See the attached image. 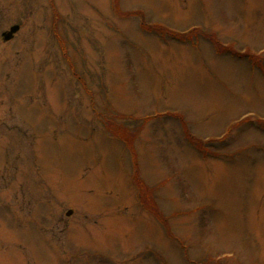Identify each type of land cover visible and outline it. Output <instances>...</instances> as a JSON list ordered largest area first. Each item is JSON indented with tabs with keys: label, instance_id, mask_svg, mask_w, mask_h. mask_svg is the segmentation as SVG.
I'll return each instance as SVG.
<instances>
[{
	"label": "rangeland",
	"instance_id": "rangeland-1",
	"mask_svg": "<svg viewBox=\"0 0 264 264\" xmlns=\"http://www.w3.org/2000/svg\"><path fill=\"white\" fill-rule=\"evenodd\" d=\"M0 264H264V0H0Z\"/></svg>",
	"mask_w": 264,
	"mask_h": 264
},
{
	"label": "trees",
	"instance_id": "trees-1",
	"mask_svg": "<svg viewBox=\"0 0 264 264\" xmlns=\"http://www.w3.org/2000/svg\"><path fill=\"white\" fill-rule=\"evenodd\" d=\"M171 33V32H170ZM177 36H180V37H183L184 35H180V34H176ZM256 56H259V55H256ZM136 179V178H135ZM142 202V201H141ZM149 211V209H148Z\"/></svg>",
	"mask_w": 264,
	"mask_h": 264
}]
</instances>
